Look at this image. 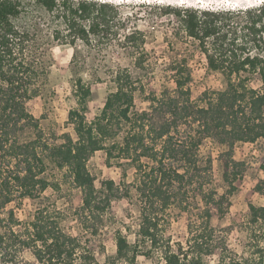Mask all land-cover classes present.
I'll use <instances>...</instances> for the list:
<instances>
[{
  "label": "trees",
  "instance_id": "1",
  "mask_svg": "<svg viewBox=\"0 0 264 264\" xmlns=\"http://www.w3.org/2000/svg\"><path fill=\"white\" fill-rule=\"evenodd\" d=\"M22 2L0 0V264H100L90 237L100 232L112 202L129 191L113 180L97 181L91 174L88 162L97 152L104 154L107 167L133 166L132 188L139 202L135 240L130 242L116 231L114 256L105 264H136L138 257L154 255L161 264H207L205 258L221 246L214 243L211 221L226 212L227 199L214 188L212 159L200 156V146L209 140L221 149L217 161L228 193L236 189L245 169L243 161L234 159L237 143H260L264 170L262 2L238 9L180 6L174 11L187 37L203 50L206 68L221 73L223 89L206 90L192 100L187 67L172 65V91L163 86L158 94L149 85V111H141L135 105V94L145 91L141 79L119 68L109 77L113 90L100 113L87 119L92 91L105 81L97 77L84 82L77 77L75 107L68 111L73 135L45 134L29 110V102L41 96L48 84L50 59L36 35L11 22L22 13ZM34 2L47 11H60L71 44L76 39L89 44V37L106 31L116 14L108 2ZM255 80L261 85L251 84ZM54 171L61 173L60 181L52 175ZM61 182L81 193V205L75 211L81 234L64 231L62 212L45 202L47 194L61 190ZM253 190L264 199V178ZM25 201L37 204L27 220L17 214ZM173 207L189 215L193 208L198 210L187 223L189 238L184 244L159 234V218ZM248 215L258 239L252 256L239 261L220 253L212 264H264V204L249 205ZM25 253L31 261L24 258Z\"/></svg>",
  "mask_w": 264,
  "mask_h": 264
},
{
  "label": "rangeland",
  "instance_id": "2",
  "mask_svg": "<svg viewBox=\"0 0 264 264\" xmlns=\"http://www.w3.org/2000/svg\"><path fill=\"white\" fill-rule=\"evenodd\" d=\"M22 1V13L11 22L18 29L36 35L35 40L49 50L48 84L42 95L28 104L30 112L38 119L40 128L47 135H73L68 123V111L75 107L73 90L77 77H81L84 82H91L97 77L105 81L92 91L87 102V119L100 113L106 95L113 90L109 77L119 68L127 69L135 78L141 79L145 91L135 94V105L141 111H149V85L158 94L163 86L172 89V81L169 79L172 65L184 64L187 67L191 75L189 87L192 100H197L206 90L223 89L225 82L221 73L206 68L203 50L196 40L187 37L174 11L180 6L193 9H238L261 3V0H91L108 1L114 5L115 18L106 31L90 36L89 44L80 39L71 44L70 38L65 36L59 10L51 12L34 0ZM81 23L88 25L85 21ZM57 32L59 35L55 38ZM127 36L130 38L127 39ZM251 84L261 85L256 80ZM260 149V143H237L234 146V159L243 161L245 169L242 178L236 182V189L228 193L222 182V168L217 161L221 149L209 140L200 146V156L212 159L214 188L218 195L225 194L227 199L226 212L211 221L212 238L214 243H221V246L217 253L205 258L207 264L215 262L220 253H227L226 256L239 261L252 256L253 245L258 239L254 238L252 226L248 224L249 205L264 204V199L253 190L256 182L264 178ZM88 169L97 181L113 180L121 189L126 187L129 191L128 196L112 202L103 218L100 232L97 236L90 237L98 262L105 264L108 258L114 256L116 231L127 235L130 242L135 240L134 235L139 226V202L132 188L135 172L133 166L128 164H124L122 168L114 164L107 167L102 152H97L90 158ZM52 175L61 180V173L54 171ZM61 183V190L47 194L48 200L45 202L53 204L62 212L61 227L64 231L73 235L81 234L83 231H80L75 215L81 205V193L69 183ZM10 207L16 209L15 206ZM36 207V202L25 201L21 209L17 210L18 217L29 219ZM196 213V208H193L192 215L182 213L175 207L166 210L159 218V234L169 238L171 242L184 244L189 238L187 223L193 221L191 219ZM23 256L32 260L29 253ZM161 263L156 255L136 259V264ZM116 264L124 263L117 261Z\"/></svg>",
  "mask_w": 264,
  "mask_h": 264
},
{
  "label": "snow or ice",
  "instance_id": "3",
  "mask_svg": "<svg viewBox=\"0 0 264 264\" xmlns=\"http://www.w3.org/2000/svg\"><path fill=\"white\" fill-rule=\"evenodd\" d=\"M261 2H262V5H264V0H261Z\"/></svg>",
  "mask_w": 264,
  "mask_h": 264
},
{
  "label": "bare ground",
  "instance_id": "4",
  "mask_svg": "<svg viewBox=\"0 0 264 264\" xmlns=\"http://www.w3.org/2000/svg\"><path fill=\"white\" fill-rule=\"evenodd\" d=\"M250 1V0H249ZM108 2V1H107ZM160 3H162V2H160ZM249 7H251V6H249Z\"/></svg>",
  "mask_w": 264,
  "mask_h": 264
}]
</instances>
